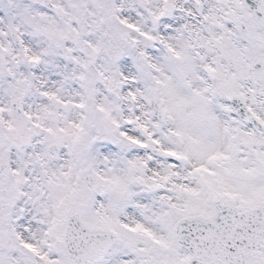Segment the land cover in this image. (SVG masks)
Segmentation results:
<instances>
[{
	"label": "snow or ice",
	"instance_id": "obj_1",
	"mask_svg": "<svg viewBox=\"0 0 264 264\" xmlns=\"http://www.w3.org/2000/svg\"><path fill=\"white\" fill-rule=\"evenodd\" d=\"M0 264H264V0H0Z\"/></svg>",
	"mask_w": 264,
	"mask_h": 264
}]
</instances>
